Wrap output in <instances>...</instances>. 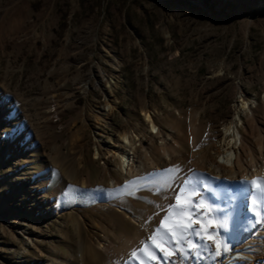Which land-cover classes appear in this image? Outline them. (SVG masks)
Segmentation results:
<instances>
[{"label": "rangeland", "instance_id": "rangeland-1", "mask_svg": "<svg viewBox=\"0 0 264 264\" xmlns=\"http://www.w3.org/2000/svg\"><path fill=\"white\" fill-rule=\"evenodd\" d=\"M244 99L264 100V0H0V264H111L103 237L119 247L134 234L114 209L167 202L173 212L187 181L179 156L114 188L112 142L148 136L147 112L167 135L195 117L219 140ZM237 205L200 215L196 248L183 244L178 259L249 258L251 247L233 252ZM210 228L220 229L214 251L201 240ZM135 253L126 264H152Z\"/></svg>", "mask_w": 264, "mask_h": 264}, {"label": "bare ground", "instance_id": "bare-ground-1", "mask_svg": "<svg viewBox=\"0 0 264 264\" xmlns=\"http://www.w3.org/2000/svg\"><path fill=\"white\" fill-rule=\"evenodd\" d=\"M235 110V115L223 124L219 140L211 129L197 123L195 117H191L189 125L173 137L161 130L150 113H145L151 126L149 135L138 136L136 139L132 134H121L119 144L112 142V148L107 152L108 157H119L121 162V177L114 179L112 184L119 189L130 181L127 180L129 177L133 179L139 173L155 177L159 172L158 162L165 161V165L170 166L171 161L184 156L185 164L181 167L180 175L187 178V181L181 184L178 181L183 179H180L176 186L181 185L179 192L183 195L198 191L195 199L199 213L197 219L200 215L216 216L211 205L230 212L238 201L232 231L241 241L233 252L244 251L247 247H251L252 251L247 253L249 258L245 261L237 260V264H264V100L258 102L244 99L235 106ZM242 110L247 112L242 115ZM185 148L189 151L186 156L183 154ZM168 204L156 203L150 208H144L141 214L132 211L138 208L133 204L130 209H114V222L125 230L132 229L134 234L120 235L117 238L119 247H113L109 236L103 237L99 249L109 255L111 264H126L133 252L145 255L152 264H160L158 258L152 257L159 254L161 258L165 254L155 248V243L162 244L173 253L171 256L174 264H183L178 259L184 244L182 241H191L193 235H187L182 240L179 233H176L173 244H168L166 238L161 239L163 231L167 230L153 233V227L158 226L156 221L172 213ZM196 227L199 230L204 228L203 225ZM219 231L218 228H210L212 239L209 240L208 236L201 238L213 251L218 243ZM153 236H156L155 242ZM26 239L29 240V237Z\"/></svg>", "mask_w": 264, "mask_h": 264}, {"label": "snow or ice", "instance_id": "snow-or-ice-1", "mask_svg": "<svg viewBox=\"0 0 264 264\" xmlns=\"http://www.w3.org/2000/svg\"><path fill=\"white\" fill-rule=\"evenodd\" d=\"M179 183H183L182 181H178ZM178 192L180 189L177 190ZM175 210L169 214L165 215L162 220L156 221L158 226L156 227L155 231L157 233H161L163 231L161 239L166 238L168 244H173V236L176 235V233H179L180 236H192L197 235V225L201 224V221L197 219V216L199 213L197 212V201L195 199L191 200V203L189 202V198L186 197L183 194L175 195ZM208 239L211 240V235L208 236ZM152 240L155 242L156 236L152 237ZM182 243H192V248L195 249L196 245L194 242H191L190 240L182 241ZM230 242H228L225 239V250H227V245ZM219 248V245L217 246ZM155 248L158 249L161 253H164L165 256L161 257L162 261L167 259V256L172 255L173 253H170L168 248L162 246L160 243H155ZM219 254V253H217ZM133 257L136 256V253L133 252ZM152 259H157V257H152Z\"/></svg>", "mask_w": 264, "mask_h": 264}]
</instances>
